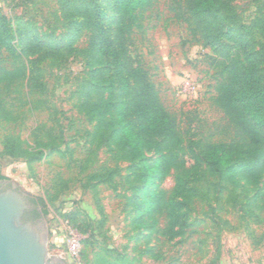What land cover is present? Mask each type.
Returning a JSON list of instances; mask_svg holds the SVG:
<instances>
[{"label":"trees","instance_id":"1","mask_svg":"<svg viewBox=\"0 0 264 264\" xmlns=\"http://www.w3.org/2000/svg\"><path fill=\"white\" fill-rule=\"evenodd\" d=\"M172 1L177 6L175 18L182 19L196 41L212 50L207 58L219 77L213 104L231 129L226 141L185 137L176 117L161 102L148 70L131 56L132 34L143 30L144 14L157 0H56L68 33L62 43H43L44 56L60 62L84 57L75 107L92 126L87 131L89 148L105 145L115 160L128 164L125 179L132 186L128 200L135 201L134 220L142 218L135 228L182 235L190 204L210 190L218 198L226 194L227 202L238 206L241 219L264 227V13L240 26L231 0ZM16 29L0 14V49L13 63L0 69V121L6 123L17 120L3 95L13 84L24 83L34 92L44 90L40 67L27 58L34 43L18 37ZM83 31L89 33L88 44L78 48ZM0 144L1 155L23 158L28 164L58 150L53 140L39 139L31 145L13 134H4ZM150 152L152 156L147 155ZM115 170L92 173L89 179L110 182ZM170 173L173 186L166 193L159 183ZM0 179L5 177L0 174ZM202 181L209 187H199ZM98 209L102 226L105 214L101 205ZM64 217L83 231L75 214ZM250 235L255 246L264 240L263 234ZM93 264L132 263L121 254L107 258L99 250L94 252Z\"/></svg>","mask_w":264,"mask_h":264},{"label":"rangeland","instance_id":"2","mask_svg":"<svg viewBox=\"0 0 264 264\" xmlns=\"http://www.w3.org/2000/svg\"><path fill=\"white\" fill-rule=\"evenodd\" d=\"M231 2L237 25H249L264 13V0ZM176 7L172 0H157L145 12L143 30L132 34L131 56L148 70L161 102L176 117L185 137L226 141L231 129L213 104L219 77L207 58L212 50L196 41L182 19L175 18ZM0 14L17 28L18 37L34 43L27 58L36 61L44 83L41 92L18 82L3 93L17 120L0 121V141L4 134H13L31 145L42 139L58 146L57 151L28 164L23 158L1 155L0 144V174L43 203L50 255L62 257L66 264H93L94 252L99 250L107 258L121 254L132 264H264V240L255 246L250 235H264V227L241 219L238 206L227 202L226 194L218 198L210 190L208 196L194 199L182 235L170 237L135 228L142 218L134 220L135 201L128 200L132 196V186L125 179L128 164L115 160L105 145L89 148L87 131L92 126L75 107L84 57L60 62L44 56L43 43H62L68 33L56 0H0ZM88 35L82 32L78 48L86 47ZM12 65L0 49V69ZM184 158L191 163L187 154ZM109 168L117 169L110 182L89 179L90 174ZM172 186V173L159 183L166 193ZM199 187L208 188V182L202 181ZM240 191L238 187L236 193ZM98 205L105 214L102 226ZM70 213L76 215L82 232L66 221L64 216ZM163 225L159 218V227Z\"/></svg>","mask_w":264,"mask_h":264},{"label":"water","instance_id":"3","mask_svg":"<svg viewBox=\"0 0 264 264\" xmlns=\"http://www.w3.org/2000/svg\"><path fill=\"white\" fill-rule=\"evenodd\" d=\"M32 199L10 180H0V264H66L48 252L44 217H26L32 208L39 209Z\"/></svg>","mask_w":264,"mask_h":264},{"label":"flooded vegetation","instance_id":"4","mask_svg":"<svg viewBox=\"0 0 264 264\" xmlns=\"http://www.w3.org/2000/svg\"><path fill=\"white\" fill-rule=\"evenodd\" d=\"M3 180V179H0ZM32 201L35 203L36 206L39 207V209L36 208H32L31 210H29L26 214V217L30 220H37L39 219L41 216L44 217L43 214V207L39 204L37 199H32Z\"/></svg>","mask_w":264,"mask_h":264}]
</instances>
